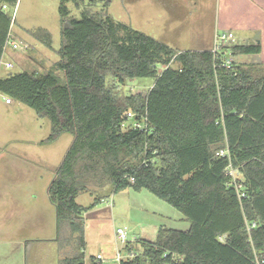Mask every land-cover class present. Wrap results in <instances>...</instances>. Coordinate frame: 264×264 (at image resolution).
I'll list each match as a JSON object with an SVG mask.
<instances>
[{"label": "trees", "instance_id": "obj_1", "mask_svg": "<svg viewBox=\"0 0 264 264\" xmlns=\"http://www.w3.org/2000/svg\"><path fill=\"white\" fill-rule=\"evenodd\" d=\"M59 2L62 45L52 70L0 78V93L49 119L51 132L41 144L73 136L48 189L58 230L67 223L83 249L81 215L102 198L84 207L76 197L87 181L107 182L114 192L147 189L190 222L185 231L161 228L156 242L127 243L123 250L136 256L120 264H264V73L235 63L215 69L211 51L176 50L109 15L84 10L76 19L67 3L80 8L83 0ZM17 3L0 0V62L13 23L2 6ZM31 34L52 47L47 29ZM229 50L257 55L261 45ZM108 78L121 85L156 81L144 95L120 98ZM128 110L143 114L148 128L122 130ZM224 148L231 161L217 156ZM230 163L240 171L245 197L226 172ZM78 253L60 264H84Z\"/></svg>", "mask_w": 264, "mask_h": 264}, {"label": "rangeland", "instance_id": "obj_2", "mask_svg": "<svg viewBox=\"0 0 264 264\" xmlns=\"http://www.w3.org/2000/svg\"><path fill=\"white\" fill-rule=\"evenodd\" d=\"M168 1H171V5L185 2L183 7L194 13L191 7L192 0H83L80 8H77L74 2L67 3V6L73 18L80 19L84 10L94 14L109 15L115 21L128 24L177 50H197L205 46L204 41L200 42L197 37L200 35L198 31H201V23L209 18L202 17V22L197 21L199 19L197 11H195V17L189 18L185 8L184 12L173 11ZM193 1L200 4V0ZM59 3V0H18L15 9L13 7L4 9L9 16L12 17L14 14L10 38L22 42L26 48L25 50L7 49L3 54L2 62H12L13 67L6 69L0 65V78L9 73L52 70L59 60L58 50L62 45ZM165 6H168V9ZM181 23H187L188 26L182 25L179 28ZM38 28H44L50 32L51 48L32 36L31 31ZM250 42L259 41L252 39L247 43ZM231 58L239 66H254L256 73L261 75L264 73V52L262 55L242 54ZM176 66L175 63L171 65V67ZM158 68L163 69L162 66ZM53 72L61 80L64 79L62 71L53 69ZM107 81V84L113 87L116 96L124 98L138 93L144 95L154 85L156 79L133 78L127 80L124 85L112 78H108ZM7 97L0 93V149H27L34 153L39 152L48 162L46 176L50 179L54 178L57 167L73 141V136L66 133L52 144H41L40 141L47 138L51 132L49 119L38 116L32 108L15 100L12 106H6L4 103ZM137 113L133 110L126 111V119L121 125L122 130L131 128L135 120L145 129L148 128L144 115L138 116ZM154 161L159 166V158H154ZM139 163L133 164L140 165ZM46 176L42 175L43 186L47 180ZM86 184L88 188L76 197L77 203L87 207L96 198H102V200L81 215L84 248H80L82 246L78 233L73 234L67 223H61L57 232L54 223V206L48 200L41 237L51 240L33 247L31 263L28 260V264H60L63 260L78 255L79 250L84 253V264H119L115 257L124 244L117 238V228H127L129 241L142 239L156 242L161 228L185 231L190 227V222L180 211L147 189L137 191L133 187H128L114 192L113 187L107 182H100L98 185L96 181H87ZM35 209L34 206L33 214H36ZM36 219L33 218L34 229H37L35 234H40ZM55 235L57 237L53 240ZM97 255H102L103 262L96 259ZM7 260L10 264L16 262V258L12 255ZM7 260L0 259V262ZM18 260L22 261L20 258ZM22 262L24 264V261Z\"/></svg>", "mask_w": 264, "mask_h": 264}, {"label": "crops", "instance_id": "obj_3", "mask_svg": "<svg viewBox=\"0 0 264 264\" xmlns=\"http://www.w3.org/2000/svg\"><path fill=\"white\" fill-rule=\"evenodd\" d=\"M191 2H193L191 7L194 9V13L183 7L185 2H180L179 5H171V1H168V5L173 11L182 10L184 12L185 8V13L189 18L196 16L195 11L199 12L197 21L200 22H202V17L209 18L201 23V31H198L200 35L197 37L200 42L204 41L205 46L196 51H210L213 48L216 33L232 31L238 44L260 42V54H263L264 0H200V4L193 0ZM165 8L168 9V6ZM178 14L181 16V13L178 12ZM182 19L185 20L186 18ZM182 25L188 26L187 23H181L178 27L181 28ZM252 39L259 42L247 43ZM13 100L10 104L6 102L4 104L12 106ZM47 166L48 162L39 152L34 153L27 149H0V259L7 260L12 255L16 258V262L11 264H19L18 258L22 259L24 264H28V260L31 263L33 247L51 240L41 237L47 201H50L48 189L50 181L53 179L46 176ZM33 171L37 172L34 173ZM42 175L47 177L44 186L41 182ZM52 205L54 206L53 203ZM34 206L36 207V214H33ZM54 211V223L58 232L55 206ZM33 218H37V228L39 227L40 231L38 232L40 234H35L37 229H34ZM56 237L57 235L53 240ZM8 262L7 260L0 262V264H10Z\"/></svg>", "mask_w": 264, "mask_h": 264}, {"label": "built area", "instance_id": "obj_4", "mask_svg": "<svg viewBox=\"0 0 264 264\" xmlns=\"http://www.w3.org/2000/svg\"><path fill=\"white\" fill-rule=\"evenodd\" d=\"M2 8L6 9L9 7L7 5H3ZM13 16L14 14L12 15V21H13ZM237 44L238 43L236 41V37L232 31H223V32H218L215 34L213 48L210 50L213 54V62H214L215 69H217L218 67L230 68L232 67V65H234L235 62L231 58L233 55L231 54L229 48ZM8 48H12L14 50H25L26 47L24 46L22 42H18L14 39H11L10 34H9L4 44V47H3V54L7 51ZM0 65H3L6 69H11L13 67L12 62H9V61L2 62V59H1ZM5 102L10 104L12 102V99L10 97H7L5 99ZM145 120L147 122L146 117H145ZM131 129L143 130L145 129V127H142L141 124L135 120L132 123ZM217 156L221 158L228 157L229 161H231L228 148H224L218 151ZM226 172L231 177L232 185L235 187L239 198L245 197L246 195L242 190L243 189L242 183L239 180L240 179L239 169L234 168L232 164L230 163L226 167ZM130 180L133 181L134 178L130 177ZM255 226H256V222H252L251 224H249L247 228L248 231ZM116 235H117V238L124 244L123 248H121V250L117 252L116 257H115V260L119 262L120 264V262L124 259L134 258L136 256V253L125 252L123 250L125 245L131 242L129 241V232L127 228H121V227L117 228ZM96 259L99 260V262H103L104 258L102 257V255H97Z\"/></svg>", "mask_w": 264, "mask_h": 264}, {"label": "water", "instance_id": "obj_5", "mask_svg": "<svg viewBox=\"0 0 264 264\" xmlns=\"http://www.w3.org/2000/svg\"><path fill=\"white\" fill-rule=\"evenodd\" d=\"M8 75H11V73H9Z\"/></svg>", "mask_w": 264, "mask_h": 264}]
</instances>
